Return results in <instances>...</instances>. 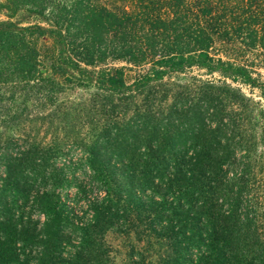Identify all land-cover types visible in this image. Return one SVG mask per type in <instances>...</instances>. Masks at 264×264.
<instances>
[{
	"label": "trees",
	"instance_id": "1",
	"mask_svg": "<svg viewBox=\"0 0 264 264\" xmlns=\"http://www.w3.org/2000/svg\"><path fill=\"white\" fill-rule=\"evenodd\" d=\"M0 10L7 18L23 12L21 20L41 22L18 25L0 20L2 94L7 83L31 87L36 79L41 82L38 89L53 95L62 87L59 77H45L39 66H50L65 81L67 75H61L65 70L79 72L84 76L75 80L77 84L109 91L124 86L125 71L132 67L143 72L138 83L191 64L230 71L253 83L246 66L237 61L264 51V0H0ZM241 101L228 102L232 115L217 119L219 134L224 135L223 127L229 124L228 130L234 132ZM138 115L142 113L136 111ZM165 119H170L169 114ZM217 137L214 132L204 142L216 143ZM218 148L174 151L171 159L142 170L137 187L131 185L137 191L129 196L136 198L144 189L154 204L147 220L150 229L154 232L153 222L162 219L167 229L168 250L156 264H264V173L259 180L247 179L246 171L229 163L232 147ZM6 176L0 184V232L4 238L18 233L24 244L30 243L28 235H21L29 221L22 211L17 213L26 207L18 205L19 197L9 199V173ZM109 193L107 188L102 199L90 202L91 221L86 226L70 222L75 232L82 231L78 250H66L74 229L66 232L61 224L54 207L59 196L47 191L36 196L34 203L45 215L42 264H49L51 252L57 264H83L79 256L88 232L101 230L105 220L114 222ZM159 232L163 233L161 228ZM13 246L0 243V264H27Z\"/></svg>",
	"mask_w": 264,
	"mask_h": 264
},
{
	"label": "rangeland",
	"instance_id": "2",
	"mask_svg": "<svg viewBox=\"0 0 264 264\" xmlns=\"http://www.w3.org/2000/svg\"><path fill=\"white\" fill-rule=\"evenodd\" d=\"M6 14L0 10V20L9 19L18 25L37 22L36 18L21 20L23 12L11 18ZM237 62L246 66L253 83L236 73L210 71L196 64L169 69L160 78L141 83L142 70L132 67L125 71L124 86L118 91L79 85L75 80L84 74L76 71L62 72L63 77L67 75L65 81L50 66H39L38 70L45 77H59L64 88L58 86L53 95L38 89L41 82L36 79L30 82L31 87L7 83L3 94L0 90V184L9 173L8 198L19 197L18 205L27 208L17 213L22 211L29 221L28 230L21 235H28L30 243L24 244L15 232L5 238L0 232V243L14 245L21 261L42 264L44 246L40 239L45 235V215L34 199L47 191L59 196L54 207L66 232L69 227L74 229L66 250H78L82 231L75 232V228L91 221L90 202L102 199L108 188L111 199L107 202L116 211L111 217L114 222L110 225V219L105 220L101 230L88 232L79 261L158 263L168 250L163 219L153 222V232L147 220L154 204L146 190L139 189L136 198L129 196L137 191L131 185L138 186L142 170L171 159L176 156L174 151L189 153L192 148L207 146L219 147V151L220 147H232L229 163L246 171L249 180H259L264 173V51ZM234 98L242 100L235 130L230 133L229 124L223 127L224 135L219 134L216 121L232 115L228 102ZM136 111L142 115L135 117ZM167 114L170 119H165ZM214 132L218 142L205 144L204 139ZM53 254L48 255L49 264H57Z\"/></svg>",
	"mask_w": 264,
	"mask_h": 264
}]
</instances>
